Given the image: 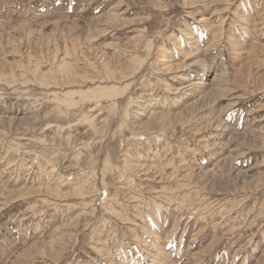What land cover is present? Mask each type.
I'll return each instance as SVG.
<instances>
[{"label": "rangeland", "instance_id": "374dc122", "mask_svg": "<svg viewBox=\"0 0 264 264\" xmlns=\"http://www.w3.org/2000/svg\"><path fill=\"white\" fill-rule=\"evenodd\" d=\"M263 19L0 0V264H264Z\"/></svg>", "mask_w": 264, "mask_h": 264}, {"label": "bare ground", "instance_id": "6f19581e", "mask_svg": "<svg viewBox=\"0 0 264 264\" xmlns=\"http://www.w3.org/2000/svg\"><path fill=\"white\" fill-rule=\"evenodd\" d=\"M263 21H264V19H263ZM261 23H262V22H261ZM257 24H258V23H257ZM262 25H263V24H262ZM262 25H261V26H262ZM259 26H260V25H259ZM205 27H206V26H205ZM207 28H208V27H207ZM183 51H184V50H183ZM164 68H165V67H164ZM110 69H111V68H110ZM166 73H167V72H166ZM168 74H169V73H168ZM191 83H192V82H191ZM104 92H105V91H104ZM186 92H187V90H186ZM189 92H190V91H189ZM75 94H76V93H75ZM68 103H69V102H68ZM120 113H121V112H120ZM138 114H139V113H138ZM140 114H141V113H140ZM140 114H139V116H141ZM191 119H192V118H191ZM186 127H187V126H186ZM98 128H99V127H98ZM100 151H101V150H100ZM263 151H264V150H263ZM212 169H213V168H212ZM235 193H236V192H235ZM79 196H80V195H79ZM36 251H37V250H36ZM58 252H59V251H58Z\"/></svg>", "mask_w": 264, "mask_h": 264}]
</instances>
